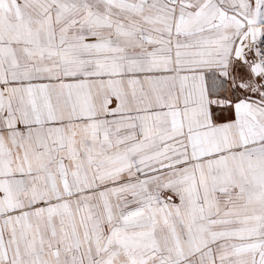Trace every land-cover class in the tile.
Returning a JSON list of instances; mask_svg holds the SVG:
<instances>
[{
	"label": "snow or ice",
	"instance_id": "snow-or-ice-1",
	"mask_svg": "<svg viewBox=\"0 0 264 264\" xmlns=\"http://www.w3.org/2000/svg\"><path fill=\"white\" fill-rule=\"evenodd\" d=\"M0 264H264V0H0Z\"/></svg>",
	"mask_w": 264,
	"mask_h": 264
}]
</instances>
